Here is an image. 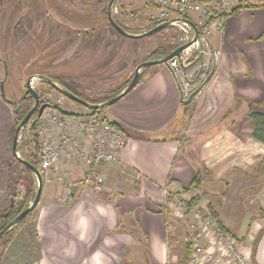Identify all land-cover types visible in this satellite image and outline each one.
I'll list each match as a JSON object with an SVG mask.
<instances>
[{"label":"crops","instance_id":"1","mask_svg":"<svg viewBox=\"0 0 264 264\" xmlns=\"http://www.w3.org/2000/svg\"><path fill=\"white\" fill-rule=\"evenodd\" d=\"M250 3L227 15L221 30L211 24L209 48L220 57L189 103L160 63L142 69L138 83L105 109L126 145L101 169L104 191L83 180L81 163L62 157L61 179L35 207L38 252L25 253L26 264H192L185 242L168 235L159 192L184 190L195 177L188 191L198 195L195 205L213 211L254 264H264V145L252 137L249 117L264 113V4ZM64 178L75 189L70 202L63 201Z\"/></svg>","mask_w":264,"mask_h":264},{"label":"rangeland","instance_id":"2","mask_svg":"<svg viewBox=\"0 0 264 264\" xmlns=\"http://www.w3.org/2000/svg\"><path fill=\"white\" fill-rule=\"evenodd\" d=\"M109 2L0 0V214L7 209L11 196L15 197L17 203L29 201L37 189L35 175L25 171L11 153L14 106L6 99L19 100L26 90L27 79L33 74H44L62 82L89 100L104 99L125 84L135 66L151 53L152 44L158 41L161 45L174 46L176 33L172 28L153 33V40L148 41L146 38L134 40L121 35L108 22L106 12H103ZM149 2L153 3L150 0H114L112 17L125 30L142 32L157 21L158 7ZM31 86L38 93L40 102L53 105L52 108L57 112L60 109L72 115H87L90 111L39 79L32 80ZM32 105L33 101L29 103V106ZM106 108L100 109L99 116L105 115ZM35 116L36 113L30 121ZM41 121L39 119L34 131L30 130L28 122L20 131L17 142L18 155L34 159L39 170L38 130ZM53 133L48 131L47 135L53 136ZM65 158L80 164L72 156ZM40 173L43 181L41 197L43 194L45 200L61 178L55 172ZM46 177L52 178V182H46ZM64 181L67 185L68 181L65 178ZM104 184L105 180L101 189L96 191H104ZM90 185L94 187L92 183ZM121 190L127 191L124 184ZM190 195L193 196V193ZM169 213L168 235L175 239V243L181 239L184 242L188 219L175 216L172 210ZM35 215L34 208L24 222L15 228L10 238L0 242V264H8V261L26 264L25 253H33V250L38 252Z\"/></svg>","mask_w":264,"mask_h":264},{"label":"built area","instance_id":"3","mask_svg":"<svg viewBox=\"0 0 264 264\" xmlns=\"http://www.w3.org/2000/svg\"><path fill=\"white\" fill-rule=\"evenodd\" d=\"M151 1L158 7L157 21L183 18L196 26V34L185 20L176 21L170 26L176 33L174 47L189 42L177 55L166 61L177 81L181 98L186 99L192 91L202 87L201 82L213 71V66L219 60L220 51L209 48L211 24L214 23L216 29L221 30L236 0ZM205 55L210 58L204 61ZM39 119L42 120L38 130L39 171L56 174V167L62 157L72 156L83 165V178L92 183L96 190L101 189V169L117 160L126 145L123 131L101 117L62 114L52 107L45 108ZM48 131L54 132V135L48 136ZM76 134L85 139H79ZM56 176L59 177V174ZM45 181L51 183L52 178L46 177ZM66 187L63 201L70 202L75 189L71 183H67ZM159 193L166 217L172 210L175 216L188 219L184 242L189 246L190 263L254 264L241 239L229 233L208 207L188 204L191 197L188 191L171 192L165 185Z\"/></svg>","mask_w":264,"mask_h":264},{"label":"water","instance_id":"4","mask_svg":"<svg viewBox=\"0 0 264 264\" xmlns=\"http://www.w3.org/2000/svg\"><path fill=\"white\" fill-rule=\"evenodd\" d=\"M113 1L114 0H110V2L108 3V5L106 7V16H107L108 22L111 24V26L117 32H119L121 35L126 36L128 38L139 39V38L149 36L153 33H156L159 30L165 29L166 27H170L172 23H174L176 21H180V20L187 21L193 27L195 34L197 33L196 26L191 21H189L187 19H183V18L182 19L173 18V19L161 21L159 24L155 25L154 27H151L150 29H147V30L142 31V32H137V33L129 32V31L125 30L124 28H122L112 17L111 6H112ZM188 44H189V42L182 44V45H179V46L175 47V49H173L170 53H168L162 57L148 59V60H142L141 62H139L135 66L133 76L130 79V81L119 92H117L112 97H110V98H108L102 102H98V103H92V102H89L85 99H82L81 97L75 95L74 93L69 91L67 88L62 86L55 79H52V78H50L44 74H33L27 79L26 89L30 93V95L32 96L33 105L27 111V113L24 115V117L19 121V123L16 125V127L14 129L12 142H11V153L19 162L23 163L35 175L36 180H37V189H36L35 196H34L33 200L29 203V205L25 209H23L18 215H16L2 230H0V238L8 230H10L14 226H16L30 211H32L36 207V205L38 204L39 199L41 197V193H42L43 181H42V176H41L39 169L36 166H34L33 164H31L30 162H28L27 160H25L24 158H22L20 155H18V149H17V142H18L19 133L24 128V126L30 121V118L32 117V115L34 113H36L35 118L33 120H31L34 122L36 118H39L42 115L45 108L50 107L49 103H45V102L41 103L40 102V98H39L38 93L31 86L32 80L39 79V80L47 83L53 89L60 92L65 97L69 98L70 100H72L76 103H79L82 106H85L88 109H101V108H105V107H108V106L114 104L121 97H123L125 94H127L136 85L138 78H139V75H140V71L143 68L148 67V66H152V65H157L160 63H166V61L169 58L177 55ZM1 94H2V96L4 95L2 89H1ZM195 94H196V90L192 91L187 96V98L183 100V102L189 103ZM6 100L10 101L8 99H6Z\"/></svg>","mask_w":264,"mask_h":264},{"label":"trees","instance_id":"5","mask_svg":"<svg viewBox=\"0 0 264 264\" xmlns=\"http://www.w3.org/2000/svg\"><path fill=\"white\" fill-rule=\"evenodd\" d=\"M257 1H258V3H256L255 5H259L260 3L264 4V0H257ZM250 2H251V0H236V6L233 8L232 13L236 12L237 10H239L242 7L251 6L252 4ZM149 4L154 5L153 3H150V2H149ZM103 12H106V11L103 10ZM160 22L161 21H154V23L149 28L154 27L155 25L159 24ZM149 28H147V29H149ZM167 28H171V27H166V29ZM173 49H175V47L172 46V45L162 44L159 47H157L155 50H153L144 60L162 57V56L170 53ZM212 74H213V71L211 73H209L206 76V78L201 83L205 84L207 81H209V79L211 78ZM132 76H133V74L129 77V79L125 82V84L117 92H119L130 81ZM141 77H142V74L140 72L138 81L141 79ZM138 81H137V83H138ZM59 83L62 86H64L65 88H67L69 91L74 93L75 95H77V96L81 97L82 99H85V100H87L89 102H92V103L102 102V101L112 97L113 95H115L117 93L116 92L113 95H111V96H109L107 98H104V99L89 100L88 98H85V97L81 96L79 93H77L74 89H72L68 85H66V84H64L62 82H59ZM195 90H196V92H198L197 89H195ZM31 101H33V99H32V96L30 95V93L27 91V89L24 91L23 95L21 96V98L19 100L12 99V100L9 101L14 106V110H13V115H14L13 117H14V121H15L14 122V129H15L16 125L19 123V121L27 113V111L31 108V106H29V103ZM52 106L53 105L50 104V107H52ZM55 107L58 108L57 106H55ZM89 110L90 111H89V113L87 115L98 116V117H101L104 120H107L104 116H99L100 109H89ZM58 112H60L62 114H66L65 111H62L60 109L58 110ZM249 117H250V119L252 121V132H251L252 137L255 140L259 141L260 143H262L264 145V113L263 112L250 111ZM39 118H36L34 122L33 121H29V126H30V130L31 131H34L36 129L37 123L39 121ZM107 121H110V120H107ZM110 122L112 124L117 125L121 130H123L122 127L119 125V123H117L116 121H110ZM13 133H14V131H13ZM12 137H13V134L11 135V138H10V145H11V142H12ZM17 149L19 151L18 147H17ZM20 156L22 158H24L25 160H27L28 162H30L31 164H33L34 166L37 167V162L34 159H29L28 157H25L23 155H20ZM20 164L25 169V171H27L28 173L33 174L23 163L20 162ZM197 181H198V177H195L193 179V181L184 190L185 191H189L190 188H192L193 186L196 185L195 183ZM29 190H28V193H29ZM35 193H36V191L33 192L32 197H31V199L29 201L28 200H23L21 203H17L15 201V197L14 196L10 197L7 209L0 214V230H2L16 215H18L23 209H25L29 205V203L34 198ZM197 200H198V195H193L188 200V204L190 206H192L193 204H195L197 202ZM30 212L16 226H14L12 229L8 230L0 238V242H2V241L6 242L10 238L12 233L14 232L15 228L18 225H20L22 222H24V220L30 214ZM212 213H213V211H212ZM261 234H262V231L255 237V240L253 242V250H255V247H256V244H257V240L260 238ZM143 245L145 246V243H143ZM185 249H186L187 256H189V246L186 243H185ZM253 250H252V252H253Z\"/></svg>","mask_w":264,"mask_h":264}]
</instances>
